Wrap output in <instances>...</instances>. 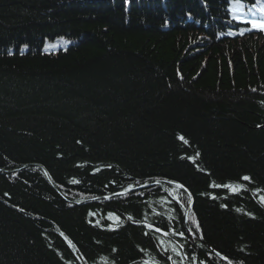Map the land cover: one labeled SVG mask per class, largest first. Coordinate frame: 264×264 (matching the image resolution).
Listing matches in <instances>:
<instances>
[{"label":"trees","instance_id":"obj_1","mask_svg":"<svg viewBox=\"0 0 264 264\" xmlns=\"http://www.w3.org/2000/svg\"><path fill=\"white\" fill-rule=\"evenodd\" d=\"M229 4L0 0V264H264V31Z\"/></svg>","mask_w":264,"mask_h":264},{"label":"snow or ice","instance_id":"obj_2","mask_svg":"<svg viewBox=\"0 0 264 264\" xmlns=\"http://www.w3.org/2000/svg\"><path fill=\"white\" fill-rule=\"evenodd\" d=\"M230 13L233 19L239 20L241 22H244L246 24H250L251 28L258 31H264V22H258L256 20H249L246 15H244L245 12V0H230L229 4ZM253 9L258 10L261 13H264V6H258V4H252L247 7V12L251 13L253 16H255V11ZM248 29H245L244 31H247ZM243 34V31L241 32ZM181 139H183L181 137ZM243 180L247 181L250 180V177L244 176L242 178ZM182 187V186H181ZM227 187V185H226ZM235 190V189H234ZM157 231H160V229H157ZM180 235H183V233H180ZM171 259V257H169ZM175 264V262H173ZM231 264V262H230Z\"/></svg>","mask_w":264,"mask_h":264},{"label":"rangeland","instance_id":"obj_3","mask_svg":"<svg viewBox=\"0 0 264 264\" xmlns=\"http://www.w3.org/2000/svg\"><path fill=\"white\" fill-rule=\"evenodd\" d=\"M252 4H258V6H264V0H260L258 2H245V12H244V15L247 16V18L249 20H256L258 22H264V13H261L259 12L258 10L256 9H253V11H255V16H253L251 13H248L247 12V7L249 5H252ZM230 9V8H229ZM240 24H241V32H245L244 30L245 29H248L247 31H250V30H254L251 28V25L250 24H246L244 22H241L239 20H237ZM70 43V40L66 39V38H62V37H59L55 40H49L47 39L45 41V43L43 44V49L46 50V51H57L59 50L60 48H66Z\"/></svg>","mask_w":264,"mask_h":264},{"label":"bare ground","instance_id":"obj_4","mask_svg":"<svg viewBox=\"0 0 264 264\" xmlns=\"http://www.w3.org/2000/svg\"><path fill=\"white\" fill-rule=\"evenodd\" d=\"M47 40V39H46Z\"/></svg>","mask_w":264,"mask_h":264}]
</instances>
